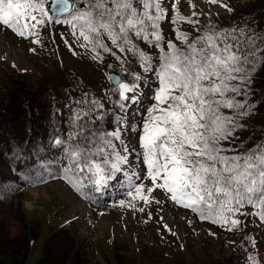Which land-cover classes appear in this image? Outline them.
Here are the masks:
<instances>
[{
    "label": "snow or ice",
    "instance_id": "6c2138e0",
    "mask_svg": "<svg viewBox=\"0 0 264 264\" xmlns=\"http://www.w3.org/2000/svg\"><path fill=\"white\" fill-rule=\"evenodd\" d=\"M207 2L233 11L222 0ZM48 3L0 0V25L22 38L38 36V27L69 26L91 60L102 63L111 56L127 72L131 55L156 80L152 103L135 124L126 113L128 102L139 100L140 83L117 80L110 89L117 97L111 102L125 113L114 115L110 130L103 126L107 113L99 100L84 94L77 101L82 106L69 121L67 140L54 141L67 160L61 178L83 195L86 185L98 189L123 173L129 199L120 200L121 207L135 209L137 200L149 204L150 194L160 190L175 205L227 231L240 230L242 216L264 223V141L251 148L240 141L243 121L254 115L249 97L253 74L264 66V34L218 28L210 20L202 24L196 11L181 14L179 0H51V8ZM188 3L195 8L192 0ZM165 22L172 25L173 37H166ZM140 42L156 49L155 55ZM125 133L137 137L138 150L125 142ZM245 239L256 246L251 237ZM247 261L258 264L252 253Z\"/></svg>",
    "mask_w": 264,
    "mask_h": 264
},
{
    "label": "rangeland",
    "instance_id": "374dc122",
    "mask_svg": "<svg viewBox=\"0 0 264 264\" xmlns=\"http://www.w3.org/2000/svg\"><path fill=\"white\" fill-rule=\"evenodd\" d=\"M222 2L233 11L207 0H192L195 8L190 7L188 0H179L178 6L181 14L189 16L196 11L207 19L202 24L210 20L218 28L249 29L253 22L264 18V0ZM165 7L170 11V3ZM182 27L192 31L191 25ZM171 28L169 22L163 23L166 37H173ZM35 31L38 36L22 38L0 25V95L5 103L12 102L8 88L21 84L33 120L26 128L17 118L14 130L7 127V132L0 131V182L18 187L11 197L0 192V237L27 240V264L38 263L45 243L55 251L74 250L79 254V264H248L249 253L257 257L258 264H264V223L257 217H239L240 230L227 231L175 205L160 190L150 194L153 202L149 204L137 200L135 209L119 206L120 200L129 199L127 181L119 173L98 189L86 185L83 195L61 178L67 160L63 147L54 141L67 140L71 112L82 106L77 101L87 94L89 99L99 100L107 113L112 99H117L110 93L115 85L109 73L118 74L122 82L140 83L139 100L128 102L126 113L129 123L135 124L152 103L156 80L153 73H144L131 55L124 65L127 72L121 71V64L114 57L105 56L102 63L91 60V53L79 47L83 41L74 40L69 26L38 27ZM37 39L40 42L33 43ZM140 46L155 55L156 49H147L143 42ZM108 64L114 67L109 68ZM132 74H139L141 80L134 81ZM251 92L249 102L255 107L254 115L243 121L246 129L240 134V141L244 148L264 141V66L253 74ZM13 104L8 106L12 114ZM23 117L25 121L27 117ZM110 118L107 115L103 121L105 128ZM19 133L27 135V142L14 144ZM124 138L130 148L138 150L134 134L125 133ZM20 153L23 165L37 168L33 176L16 170L8 162V157ZM131 160L135 168V155ZM246 236L255 241V247Z\"/></svg>",
    "mask_w": 264,
    "mask_h": 264
},
{
    "label": "trees",
    "instance_id": "16d2710c",
    "mask_svg": "<svg viewBox=\"0 0 264 264\" xmlns=\"http://www.w3.org/2000/svg\"><path fill=\"white\" fill-rule=\"evenodd\" d=\"M201 22H204L207 20L204 17H198ZM249 29L253 30L257 34H264V18L253 22ZM251 34V33H249ZM9 92L10 95H13L14 104L10 109H14V114L9 113V103L11 104V101H7L5 103L4 96L0 95V131H8V128L13 129V123L17 122V118L19 119V122L23 123L24 127H29L33 124V120H30V105L27 103V97L25 96V92H23V89L21 87V84H18L17 86L15 84L9 86ZM115 99H112L114 101ZM16 102V105H15ZM15 105V106H14ZM14 106V107H13ZM30 109V110H29ZM74 114V112H71ZM25 115L27 119L24 121ZM107 115H110V120L112 121L114 119V115H125L124 112L120 111L114 103L110 106ZM29 117V118H28ZM21 125V123H19ZM8 127V128H7ZM114 127V123L110 122L106 129H112ZM27 135L19 133L16 135V140H14V144L18 141L26 140L27 142ZM13 140V139H12ZM10 163L18 170L26 173H32L36 168H27V166H24L21 162V153L18 154L16 157H10L9 158ZM121 174V173H119ZM123 174V173H122ZM18 188L16 186L1 183L0 182V191L2 194L6 197H10L14 195L17 192ZM23 213L24 210L22 209ZM29 254V243L25 239H3L0 237V262L7 263V264H14V261H17L16 264H27V256ZM80 258L79 254H76V252L73 250L70 253H67L63 251V249H60L59 251H55L54 248L49 247L46 245V243L43 246L42 255L38 261L37 264H79Z\"/></svg>",
    "mask_w": 264,
    "mask_h": 264
},
{
    "label": "water",
    "instance_id": "95a60500",
    "mask_svg": "<svg viewBox=\"0 0 264 264\" xmlns=\"http://www.w3.org/2000/svg\"><path fill=\"white\" fill-rule=\"evenodd\" d=\"M48 8H51V0L49 1V4H48ZM110 77H114L115 79H111V82L112 84H116L117 80H119V77L117 75H114V74H110Z\"/></svg>",
    "mask_w": 264,
    "mask_h": 264
},
{
    "label": "bare ground",
    "instance_id": "6f19581e",
    "mask_svg": "<svg viewBox=\"0 0 264 264\" xmlns=\"http://www.w3.org/2000/svg\"><path fill=\"white\" fill-rule=\"evenodd\" d=\"M119 175H123V174L121 173V174H119ZM119 175H117V176H119ZM125 181H126V179H125Z\"/></svg>",
    "mask_w": 264,
    "mask_h": 264
}]
</instances>
